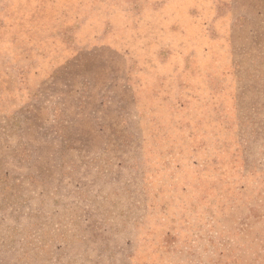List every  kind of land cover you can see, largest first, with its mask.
Listing matches in <instances>:
<instances>
[{"label": "rangeland", "instance_id": "1", "mask_svg": "<svg viewBox=\"0 0 264 264\" xmlns=\"http://www.w3.org/2000/svg\"><path fill=\"white\" fill-rule=\"evenodd\" d=\"M0 264H264V0H0Z\"/></svg>", "mask_w": 264, "mask_h": 264}]
</instances>
